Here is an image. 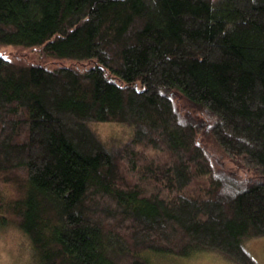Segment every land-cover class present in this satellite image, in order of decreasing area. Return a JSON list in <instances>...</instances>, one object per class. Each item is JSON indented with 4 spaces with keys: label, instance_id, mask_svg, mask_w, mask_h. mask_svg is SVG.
<instances>
[{
    "label": "trees",
    "instance_id": "16d2710c",
    "mask_svg": "<svg viewBox=\"0 0 264 264\" xmlns=\"http://www.w3.org/2000/svg\"><path fill=\"white\" fill-rule=\"evenodd\" d=\"M97 122L132 134L108 147ZM6 227L35 264H256L264 0H0Z\"/></svg>",
    "mask_w": 264,
    "mask_h": 264
},
{
    "label": "rangeland",
    "instance_id": "374dc122",
    "mask_svg": "<svg viewBox=\"0 0 264 264\" xmlns=\"http://www.w3.org/2000/svg\"><path fill=\"white\" fill-rule=\"evenodd\" d=\"M72 65V61H61ZM101 141L108 147L128 140L132 129L128 125L97 122L91 124ZM246 247L256 264H264V236L246 240ZM153 264H235L216 252H199L189 257L150 254ZM0 264H35L27 237L14 227L0 229Z\"/></svg>",
    "mask_w": 264,
    "mask_h": 264
}]
</instances>
